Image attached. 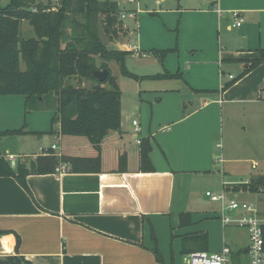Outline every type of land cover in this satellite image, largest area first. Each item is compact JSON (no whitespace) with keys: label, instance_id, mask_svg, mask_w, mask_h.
I'll list each match as a JSON object with an SVG mask.
<instances>
[{"label":"crops","instance_id":"0c3cea01","mask_svg":"<svg viewBox=\"0 0 264 264\" xmlns=\"http://www.w3.org/2000/svg\"><path fill=\"white\" fill-rule=\"evenodd\" d=\"M198 2L197 8L181 10V14L192 15L190 18L172 24L178 32L173 45L162 47L152 40L144 41L139 29H133L137 41L122 45H135L150 55L166 51L162 62L154 55L150 62L158 72L163 70L172 77L152 79L158 73H132L142 78L133 80L141 103L134 116L123 103L124 89L115 78L120 90V128L106 133L98 152L85 137L61 135L59 124L50 123L52 111L26 113L24 96L0 95V132L21 127L28 132L1 140L18 147L17 153L5 149L6 159L8 155L19 156L18 163L27 167L47 150L58 159H99L93 171L56 172L63 165L58 164L53 173L29 174L25 178L27 191L14 178L0 177V257L18 255L25 264H159L153 253V233L163 264H168L165 237L172 241L175 227L185 230L196 224L195 179L217 171L228 196L264 197L260 192H234L231 187L235 183L227 179L237 172L230 165L243 162L233 153H250L253 145L248 142L231 152L219 144L227 133L239 128L244 134L264 136V63L239 77L246 62L258 58L257 50L264 49V0H215L214 10L205 0ZM233 12L243 19L239 28L232 27ZM160 13L164 27L171 30L165 23V12ZM122 25L128 40L132 33ZM183 32L193 37L187 50L194 64L182 71L165 58L170 53L178 55ZM132 56L125 57V67ZM211 67L219 70L213 85L208 84ZM222 67H234L235 73L227 74L225 80ZM146 96L150 113L134 133L132 121L136 115L142 120V106H147L141 98ZM167 101L171 110L156 112ZM144 145L148 147L147 165L140 160ZM258 167L257 162L251 163L252 170ZM262 178L264 174L257 180ZM184 214L190 215L191 225L180 227ZM195 233L203 232L179 234L181 247L182 237ZM246 246L229 247L232 262L246 256Z\"/></svg>","mask_w":264,"mask_h":264},{"label":"trees","instance_id":"16d2710c","mask_svg":"<svg viewBox=\"0 0 264 264\" xmlns=\"http://www.w3.org/2000/svg\"><path fill=\"white\" fill-rule=\"evenodd\" d=\"M33 7L36 12H32ZM120 11L110 0H48L46 3L9 0L5 6H0V95L24 96L26 113L42 109L52 111L50 123L59 124L61 135L85 137L98 152L106 133L120 128V90L110 74L104 83H99L92 77V71L108 69L106 63L112 61L118 64L123 77L135 81L142 79L124 65L125 57L131 53L108 49L100 39V27L110 39L125 33L118 21ZM22 21L32 27L34 38L21 37ZM257 53L258 58L247 61L239 77L264 63V49H258ZM151 54L162 62L166 51H152ZM97 60L101 62L99 67ZM169 77L172 76L164 72L151 78ZM234 81L222 86V90ZM82 82L91 83V86L84 88L80 86ZM26 133L24 127L0 132V142ZM140 160L147 165L148 147L145 145ZM98 162V157L58 159L47 150L27 167L19 163L11 166L0 149V177L14 178L27 191L25 178L29 174L53 173L60 164L88 172L97 170ZM231 190L264 194V178L252 181L248 187L232 186ZM190 225V215H181L180 227ZM152 239L155 258L163 264L153 233ZM181 242L184 255L208 248L206 233L185 235ZM0 264H25V260L9 255L0 257Z\"/></svg>","mask_w":264,"mask_h":264},{"label":"rangeland","instance_id":"374dc122","mask_svg":"<svg viewBox=\"0 0 264 264\" xmlns=\"http://www.w3.org/2000/svg\"><path fill=\"white\" fill-rule=\"evenodd\" d=\"M9 0H0V6H5ZM44 1L45 3L48 0H40ZM115 2L120 9H124L125 11H141L139 15H137V22L135 21H125L123 22L125 28L128 32L132 33L127 39V34H117L116 38L110 39L107 34H105L100 27L99 35L101 41L105 44L108 49H115V42H120L121 45L124 43H134L137 41L135 38V34L133 33V29H139L138 32L142 33V37L144 41L152 40L155 44L166 47L168 44H174L175 37L178 35V32L173 29L174 25L177 24L180 20V23H184V20L190 18L192 15L183 11L181 14V10L189 9V8H197L199 0H165L163 3L156 4L158 0H135L133 3L128 2L127 0H110ZM205 3L210 4L209 0H205ZM211 9V7L209 6ZM160 12H165V23L170 27L171 30H168L164 27L163 21L161 20L162 14ZM180 28V26H179ZM180 32V29H179ZM181 33V32H180ZM20 34L23 39H31L34 38V32L32 27L29 25L27 21H22L20 24ZM181 35V34H180ZM136 39V40H135ZM179 39V38H178ZM193 37L188 32H183L182 35V43L181 47L179 46L178 55L176 54H168L165 58V61L171 62V64L178 66L182 69V71L186 68L187 65L194 64V60L191 61V52L187 50L191 47V40ZM180 44V43H179ZM154 47V46H152ZM125 49V47H124ZM126 50V49H125ZM142 53V52H141ZM145 54L143 57H135L132 56L129 65L126 66V69L131 72L135 73L139 71L140 73L144 74H152V75H159L163 74L165 71L158 70L156 67L154 68L150 60L152 59L148 52L142 53ZM191 62V63H190ZM165 63V62H164ZM101 62L97 60V66L99 67ZM107 68L109 70V74L118 80V83L121 84L123 90V103L126 104L127 110L131 115L134 116V112L136 113L139 107L140 98L138 97L137 93L133 89L135 85L132 79L123 77L120 73V69L117 63L115 62H108L106 63ZM126 65V64H125ZM156 66V65H155ZM23 69V65L21 66ZM156 69V70H155ZM224 70V77L226 80L227 74H234L235 69L234 67H222ZM176 71V68L173 69ZM173 72V73H174ZM136 74V73H135ZM216 76H219V70L215 67H211L208 72V84L213 85L214 81L216 82ZM80 86L84 88H89L91 83L82 82ZM142 87H145V83L142 84ZM136 93V94H135ZM135 94V95H134ZM142 95V94H141ZM143 99V104L147 107L142 106V120L141 117L136 115L134 119L140 123L143 121V124L146 123V119L149 116L150 109H149V102L150 99L148 96ZM153 104H156L155 100H152ZM49 102V101H48ZM46 103L47 105L49 103ZM51 104H49L50 106ZM165 106V107H164ZM159 109H164L166 112L171 110L170 104L168 101L166 104L158 108H156V112ZM238 129V127H237ZM238 132V133H237ZM232 134L227 133L225 139L221 140L219 144L222 146H226L228 149L234 151L238 146L244 145L245 143L248 144L250 142L254 150L250 153H236L234 155L235 158L240 159L243 161L240 164H232L230 165L233 169L237 172L233 176L227 177L229 181H233L235 184L245 181V180H252L255 182L259 176L264 174V136L261 135H248L244 134L242 129L239 128L238 131ZM248 146V145H247ZM17 148L14 145L8 144L6 141L0 143V149L2 154L5 153V149L13 153H17ZM21 154V153H19ZM16 163H18L19 156L15 157ZM257 162L259 167L256 170L251 169V163ZM249 172V173H248ZM200 178V179H199ZM195 179L193 186V193L195 199L198 201V213L196 212L193 215V220H195L196 224L189 229L180 230L177 227L174 228V235L176 236L172 241L170 238H166L163 241L164 251L166 260L168 264H184L182 247L179 238V234L185 232H203L207 233L208 235V249L209 251H214L218 248H221L223 243L228 245L230 248H242L248 243L246 232L243 229L239 228H231L226 227L223 228L220 220L217 219V216L221 214L222 211V204L221 203H214L211 202L208 198L205 197V193L209 192L212 195H220L224 191V186L222 185L221 173L215 171V175H205L203 177H199ZM238 199L240 201L248 202L254 204L257 209L262 213H264V197L261 195H251V194H241L239 195ZM187 248V247H186ZM248 259L245 255L241 256L240 259L235 260L233 258L232 264H247Z\"/></svg>","mask_w":264,"mask_h":264},{"label":"built area","instance_id":"2783aa9c","mask_svg":"<svg viewBox=\"0 0 264 264\" xmlns=\"http://www.w3.org/2000/svg\"><path fill=\"white\" fill-rule=\"evenodd\" d=\"M127 1L133 3L135 0ZM210 7L212 10L216 8L215 0H210ZM32 12H36L35 7H33ZM136 14V11H125L121 9L118 21L121 23L133 21L135 20ZM231 16L233 18L232 27L239 28L243 24L241 15L237 12H233ZM125 49L135 57L144 56L135 45H129ZM228 78L233 79L231 75H229ZM132 126L134 133L139 132V125L136 120L132 121ZM55 148V145L51 146L52 150ZM7 160L12 166L16 164L13 155H8ZM68 169L69 167L67 165H62V167L56 169V172L64 173L67 172ZM234 185L249 186L250 181L245 180ZM205 197L211 202L222 204V211L221 214H219L222 227H234L246 230L248 239L245 250L248 259L247 264H264V213H261L254 204L240 201L236 199V197H230L228 196V192L225 191L220 195H212L207 192L205 193ZM230 254V248L223 246L218 252L195 251L188 253L183 256V260L184 264H232Z\"/></svg>","mask_w":264,"mask_h":264},{"label":"water","instance_id":"95a60500","mask_svg":"<svg viewBox=\"0 0 264 264\" xmlns=\"http://www.w3.org/2000/svg\"><path fill=\"white\" fill-rule=\"evenodd\" d=\"M116 48L119 51H124V48L122 45L118 42L115 43ZM92 77L99 83H104L109 75V70L108 69H100V70H94L92 71ZM260 180H257L259 182Z\"/></svg>","mask_w":264,"mask_h":264}]
</instances>
